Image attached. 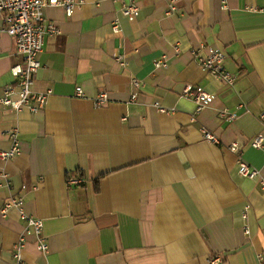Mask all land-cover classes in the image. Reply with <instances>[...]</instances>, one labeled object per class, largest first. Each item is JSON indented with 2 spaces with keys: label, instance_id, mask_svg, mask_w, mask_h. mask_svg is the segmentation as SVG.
I'll return each instance as SVG.
<instances>
[{
  "label": "crops",
  "instance_id": "obj_1",
  "mask_svg": "<svg viewBox=\"0 0 264 264\" xmlns=\"http://www.w3.org/2000/svg\"><path fill=\"white\" fill-rule=\"evenodd\" d=\"M131 1L134 20L121 14ZM45 16L58 31L46 37L33 89L52 94L37 111L0 103V150L12 147V132L21 147L0 158L1 264L17 263L27 227L19 209L3 213L13 197L44 220L48 250L26 235L27 264H209L213 255L262 264L264 145L252 140L264 135V0H82L71 16L52 5ZM213 50L225 53L232 85L194 54ZM17 63L24 57L3 33L0 97L12 87L18 98ZM190 84L214 94L200 112L183 95ZM103 90L109 101L96 106ZM232 142L256 177L240 173Z\"/></svg>",
  "mask_w": 264,
  "mask_h": 264
},
{
  "label": "built area",
  "instance_id": "obj_2",
  "mask_svg": "<svg viewBox=\"0 0 264 264\" xmlns=\"http://www.w3.org/2000/svg\"><path fill=\"white\" fill-rule=\"evenodd\" d=\"M81 3L82 0H0V13L4 20V25L0 27V35L8 33L10 36L14 37L17 51L24 57V63H17L11 68L12 74L18 79L19 89L16 91L18 93V98H12L15 88L10 87L5 91V94L0 97V103L16 110H21L23 107L28 106L31 111H37L46 105L49 96L53 92L52 89L46 91H35L33 89L35 76L42 66L40 55L44 49L46 37L48 34H53L58 31L55 23L46 18L45 7L48 5L61 6L64 8L65 13L71 16L75 8L81 5ZM175 9L176 6L171 4L168 13L175 11ZM121 14L130 20H134L139 15V7L134 1H131L121 9ZM113 28L115 32L121 30L118 18L115 19ZM194 54L200 66L208 73L221 78L231 85L236 81V75L225 67L224 52L213 50L206 56H200L197 51H194ZM167 63V55L155 61L156 67H165ZM133 84L141 86L142 82L138 79H133ZM76 92L82 95V87L78 86ZM183 95L191 98L196 103L197 112L203 110L214 99L213 93L204 88H198L195 91L191 84L184 88ZM135 98L136 95L133 94L132 100ZM93 100L96 106H103L109 101V95L107 91L103 90L97 93ZM156 104L161 111H169L159 103ZM224 115H227L230 121L236 118V114L233 112H229L228 114L226 112ZM258 117L261 122L264 123V108L259 112ZM203 132L207 140L213 143L220 142L218 136L213 132L206 129H203ZM11 137L13 139L12 147L7 150H0V158L2 159H10L21 153V147L16 132H12ZM252 145L255 148L263 147L264 135H257L252 140ZM229 149L239 154L240 173L249 178L256 177L258 170L251 167V165L240 156L239 143L232 142L229 145ZM23 203L22 198L13 197L2 209L4 214H6L9 209H19L21 218L27 222V227L24 231L25 235L20 238L19 244L16 247L17 252L15 255L18 259L16 264H27L21 255V248L26 241V235L34 234L37 237L38 247L41 251H47L49 247L48 241L43 233L44 220L26 214L23 209ZM258 258L261 263L264 264V252L260 253ZM223 263L224 258L222 255H213L209 259V264Z\"/></svg>",
  "mask_w": 264,
  "mask_h": 264
}]
</instances>
